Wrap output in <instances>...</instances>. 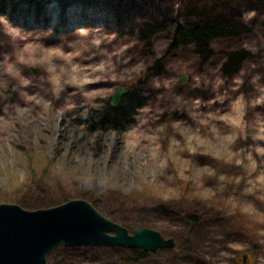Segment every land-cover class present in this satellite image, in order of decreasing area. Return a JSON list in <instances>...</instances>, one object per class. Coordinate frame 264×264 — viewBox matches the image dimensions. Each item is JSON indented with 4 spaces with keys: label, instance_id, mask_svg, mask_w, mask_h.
<instances>
[{
    "label": "rangeland",
    "instance_id": "1",
    "mask_svg": "<svg viewBox=\"0 0 264 264\" xmlns=\"http://www.w3.org/2000/svg\"><path fill=\"white\" fill-rule=\"evenodd\" d=\"M179 2L177 12V0H0V14L27 31L44 36L54 23L47 44H55L64 36L71 38L79 26H103L105 31L118 33L117 42L134 41L136 46L125 61H92L81 71L86 77L98 72L101 79L112 76L117 81L92 83L96 94H113L117 88L128 87L145 99L132 122L116 130L107 116L101 120L110 101H105L99 111L91 110L86 120L80 111L65 115L55 107L41 109L39 97L34 98V105L16 108L13 113L8 109L16 105L18 97L9 90L7 100L0 97V203L33 210L83 199L128 230L145 226L174 239L173 247L147 251V257L137 262L124 259L129 248L60 245L49 254L47 264H261L264 182L258 176L264 168L248 172L247 161L243 166L237 164L241 152L252 142H238L228 151L224 123L213 125L211 131L197 130L194 121L199 114L193 113L190 119L173 109L187 107L193 96L204 101L212 96L210 88L190 87L194 77L215 72L230 82L253 64L255 72L264 76V0ZM249 10H255L256 16L245 24L241 16ZM192 13L228 14L252 29L234 39L213 41L207 62L200 60L192 46L167 51V32L157 33L149 48L137 37L139 27L153 18L182 19L184 23ZM248 44H255L259 51L250 52L252 58L232 77L223 74L224 54L248 51ZM159 49L165 50L162 58L156 59ZM156 60L160 67L154 68ZM145 65H150L146 72ZM41 74L38 69L25 71L36 84ZM154 78L177 86L154 90L150 87ZM240 92L254 95L247 78ZM213 107L217 114L223 110L226 115L229 103ZM252 118L249 112V122ZM194 146L195 155L190 151ZM113 167L117 173L109 180L86 178L88 168L100 174ZM129 183L142 190H123ZM164 195L170 198L168 203H161ZM30 203L37 207L27 205Z\"/></svg>",
    "mask_w": 264,
    "mask_h": 264
},
{
    "label": "clouds",
    "instance_id": "2",
    "mask_svg": "<svg viewBox=\"0 0 264 264\" xmlns=\"http://www.w3.org/2000/svg\"><path fill=\"white\" fill-rule=\"evenodd\" d=\"M175 8L178 12L180 2L177 0ZM256 16L255 10L242 13L241 20L247 24ZM182 23V19L179 21ZM54 32V23L47 29V34L42 36L39 32H30L19 25L13 24L9 18L0 14V97L7 100L9 90L14 92L18 101L15 106H10L9 111L15 112L16 108L26 107L35 104L36 97L42 101L39 107L44 106L63 112L65 115L74 114L80 111L81 118L86 120L91 114V110H101L105 101H110L111 105L119 104L116 95L111 93L99 95L92 89V83H115L112 76L100 78L99 73H94L86 77L81 71L92 61L101 63L104 60H111L113 64L125 61L131 57L130 49L136 46L134 41L120 40L117 42L118 33L105 31L103 26L92 28L79 26L72 31L71 38L61 37L55 44H47L45 40L50 38ZM246 50L256 54L259 48L255 44L245 45ZM165 49L157 50L156 59L163 56ZM145 65L143 71L146 72ZM256 65H251L250 70H241L233 76L230 82L225 81L222 76L213 72L210 76L203 78L194 77L190 87L195 90L199 88H210L212 96L207 101L201 97L190 98V105L174 111H180L192 118L193 113L199 114V119L194 123L197 130L208 129L211 131L213 125L224 123L228 132L227 149L232 151L238 142L252 143L241 152V159L237 161L239 166L248 162L246 171L255 172L264 168V76L255 72ZM28 69H38L42 74L39 84L25 75ZM247 83L253 90L254 95L245 96L240 89ZM126 83L125 80L118 81ZM178 83V82H177ZM154 78L151 88L158 90L171 88ZM29 89L34 91L29 92ZM127 90V89H126ZM115 91V90H113ZM232 93H236L232 96ZM183 99V97H181ZM88 101V103H85ZM229 103L227 114L216 113L213 107L217 104ZM249 112L253 113V118L249 122ZM179 123V122H174ZM193 155L197 154V148H191ZM107 167V164H105ZM117 169L113 167L110 172L96 174L91 168L86 169L85 175L88 180H109L115 177ZM260 182H264V171L258 176ZM116 188V184L111 185ZM123 190L141 191L138 185L126 184ZM169 197H161V203H168ZM264 243V241H260ZM264 264V258L261 259Z\"/></svg>",
    "mask_w": 264,
    "mask_h": 264
},
{
    "label": "water",
    "instance_id": "3",
    "mask_svg": "<svg viewBox=\"0 0 264 264\" xmlns=\"http://www.w3.org/2000/svg\"><path fill=\"white\" fill-rule=\"evenodd\" d=\"M184 79L181 76L180 80ZM128 90L117 88L113 95L120 100ZM116 105L110 103L112 108ZM60 245L154 251L173 247L174 239L145 226L128 230L83 199L33 210L16 203H0V264H47L49 254Z\"/></svg>",
    "mask_w": 264,
    "mask_h": 264
},
{
    "label": "trees",
    "instance_id": "4",
    "mask_svg": "<svg viewBox=\"0 0 264 264\" xmlns=\"http://www.w3.org/2000/svg\"><path fill=\"white\" fill-rule=\"evenodd\" d=\"M1 5V3H0ZM3 6H0V13L3 12ZM252 29L251 26H245L240 21L228 14H207L192 13L184 23L172 20H153L139 27L137 37L149 48L153 37L159 32H167L169 43L167 51L178 47L192 46L193 52L202 62H207L212 56L211 44L219 39H234L247 34ZM226 59L221 65L223 74L232 77L238 73L242 64L251 59L250 52L245 50H231L224 54ZM153 67H160L159 60H156ZM140 93L134 90H128L124 93L119 104L112 108L110 102L107 103L102 113L107 116V121L116 130H122L132 122L136 110L144 103ZM37 207L35 203L27 204ZM35 205V206H34ZM124 259L133 262L141 261L147 257L148 252L140 249H130L127 251Z\"/></svg>",
    "mask_w": 264,
    "mask_h": 264
},
{
    "label": "bare ground",
    "instance_id": "5",
    "mask_svg": "<svg viewBox=\"0 0 264 264\" xmlns=\"http://www.w3.org/2000/svg\"><path fill=\"white\" fill-rule=\"evenodd\" d=\"M56 10V12L58 11L57 8H54ZM58 13V12H57Z\"/></svg>",
    "mask_w": 264,
    "mask_h": 264
}]
</instances>
